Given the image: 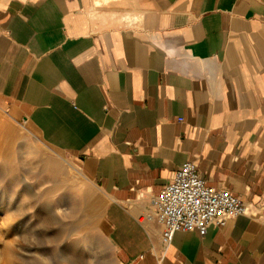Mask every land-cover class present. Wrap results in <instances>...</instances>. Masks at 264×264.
<instances>
[{"label": "crops", "instance_id": "obj_1", "mask_svg": "<svg viewBox=\"0 0 264 264\" xmlns=\"http://www.w3.org/2000/svg\"><path fill=\"white\" fill-rule=\"evenodd\" d=\"M0 103L100 189L118 264H264V0H0ZM186 162L252 213L165 244Z\"/></svg>", "mask_w": 264, "mask_h": 264}, {"label": "rangeland", "instance_id": "obj_2", "mask_svg": "<svg viewBox=\"0 0 264 264\" xmlns=\"http://www.w3.org/2000/svg\"><path fill=\"white\" fill-rule=\"evenodd\" d=\"M103 207L76 160L0 103V264H118Z\"/></svg>", "mask_w": 264, "mask_h": 264}, {"label": "built area", "instance_id": "obj_3", "mask_svg": "<svg viewBox=\"0 0 264 264\" xmlns=\"http://www.w3.org/2000/svg\"><path fill=\"white\" fill-rule=\"evenodd\" d=\"M151 203L153 212L146 218L163 225L165 244L178 231H197L204 236L212 225L224 226L229 220L252 213L251 207L232 191L209 185L192 162L184 163Z\"/></svg>", "mask_w": 264, "mask_h": 264}]
</instances>
